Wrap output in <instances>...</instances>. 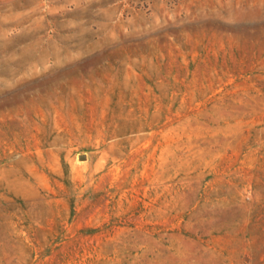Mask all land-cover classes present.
I'll list each match as a JSON object with an SVG mask.
<instances>
[{"label":"rangeland","instance_id":"rangeland-1","mask_svg":"<svg viewBox=\"0 0 264 264\" xmlns=\"http://www.w3.org/2000/svg\"><path fill=\"white\" fill-rule=\"evenodd\" d=\"M0 264H264V0H0Z\"/></svg>","mask_w":264,"mask_h":264}]
</instances>
